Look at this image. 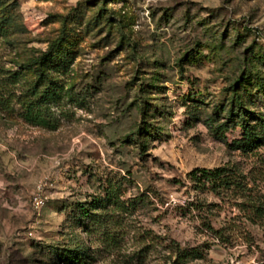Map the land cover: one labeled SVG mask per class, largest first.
<instances>
[{
  "label": "rangeland",
  "instance_id": "rangeland-1",
  "mask_svg": "<svg viewBox=\"0 0 264 264\" xmlns=\"http://www.w3.org/2000/svg\"><path fill=\"white\" fill-rule=\"evenodd\" d=\"M14 1L21 32L16 48L0 40V69L20 71L65 26L72 42L53 72L57 130L28 125L19 105L0 110V264H54L49 249L76 238L91 264H170L171 242L197 253L188 264H264L263 230L190 177L233 168L264 201V147L232 151L242 132L221 113L243 77L264 83V0ZM108 181L136 205L113 216L112 246L66 224L68 206Z\"/></svg>",
  "mask_w": 264,
  "mask_h": 264
},
{
  "label": "trees",
  "instance_id": "trees-1",
  "mask_svg": "<svg viewBox=\"0 0 264 264\" xmlns=\"http://www.w3.org/2000/svg\"><path fill=\"white\" fill-rule=\"evenodd\" d=\"M21 27L18 3L14 0H0V40L16 48L18 43L15 37L21 32ZM71 38L65 26L61 35L49 42L46 52L30 55L18 62L20 71L0 69V110L4 114L14 112L12 105L16 104L20 106L21 118L28 125L47 131L58 129L59 122L49 104L61 98L64 86L53 72L63 66L66 56L71 52ZM28 76L31 78L28 79ZM242 79L246 81L243 84L236 82L221 113L225 112V118L229 121L225 127L239 128L242 132L241 138L235 140L230 149L251 156L264 147V83L256 80L251 83L245 77ZM152 131L150 125L149 129L142 127L134 137L151 136ZM238 173L233 168L219 167L214 170H195L190 177L196 191L212 192L223 199L236 200L235 204L245 214L247 222L264 232V201H255L254 195ZM132 203L123 199L121 182L115 184L108 181L103 186V195L94 196L91 202L68 206L70 212L67 213L66 224L73 231L82 229L92 242L112 246L116 241L113 234L115 229L112 227L115 225L113 216L116 213H128L136 206ZM217 233L222 235L221 231ZM221 238L224 239L223 235ZM72 245V249L50 248V261L54 264H91L93 259L80 239H74ZM167 249L172 250L170 264H188L197 256L195 251L180 250L174 242Z\"/></svg>",
  "mask_w": 264,
  "mask_h": 264
},
{
  "label": "built area",
  "instance_id": "built-area-1",
  "mask_svg": "<svg viewBox=\"0 0 264 264\" xmlns=\"http://www.w3.org/2000/svg\"><path fill=\"white\" fill-rule=\"evenodd\" d=\"M41 187H39L40 189ZM44 204V200L42 198H40V196H37L35 197L34 199V205L37 207V208H41Z\"/></svg>",
  "mask_w": 264,
  "mask_h": 264
}]
</instances>
